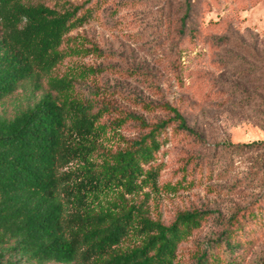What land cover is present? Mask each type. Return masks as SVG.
I'll return each instance as SVG.
<instances>
[{"label": "rangeland", "instance_id": "1", "mask_svg": "<svg viewBox=\"0 0 264 264\" xmlns=\"http://www.w3.org/2000/svg\"><path fill=\"white\" fill-rule=\"evenodd\" d=\"M38 1L53 6L68 0ZM69 1L85 3L92 16L69 34L67 56L51 74L72 83L61 100L109 106L102 120L107 124L128 113L150 124L128 120L116 134L108 130L83 141L98 148L89 162L111 160L152 124L169 119L166 105H198L186 112L199 138L177 132L176 123L164 134L152 163L156 184L144 183L137 193L113 188L90 196L94 212L120 214L135 205L140 216L166 225L188 211L210 212L178 250L177 264H195L206 240L222 230L220 221L238 210L264 208V147L233 151L226 145L264 141V0H196L193 40L180 33L184 0ZM28 91L0 102V113L26 105ZM83 165L75 160L60 171ZM248 227L240 264H264V214ZM141 240L130 236L122 248Z\"/></svg>", "mask_w": 264, "mask_h": 264}, {"label": "trees", "instance_id": "2", "mask_svg": "<svg viewBox=\"0 0 264 264\" xmlns=\"http://www.w3.org/2000/svg\"><path fill=\"white\" fill-rule=\"evenodd\" d=\"M196 4L184 0L180 18V33L190 40L198 33ZM91 16L85 3L69 0L53 6L38 0H0V102L29 89L26 105L9 115L0 113V264H177L181 243L210 214L188 211L166 225L140 216L135 205L120 214L91 210L92 194L113 188L137 193L144 183L156 184L158 169L152 163L173 123L177 132L199 138L186 112H196L198 105L184 110L166 105L169 119L152 124L111 160L88 161L98 148L83 141L96 140L108 130L116 134L128 120L150 125L134 113L107 124L102 120L109 106L96 109L92 100H61L72 83L51 74L67 56L63 45L69 34ZM226 145L242 151L264 147V141ZM75 160L84 165L60 171ZM263 214L259 206L220 221L222 230L206 240L195 264H240L248 247L242 236ZM134 235L141 243L123 249L122 242Z\"/></svg>", "mask_w": 264, "mask_h": 264}]
</instances>
